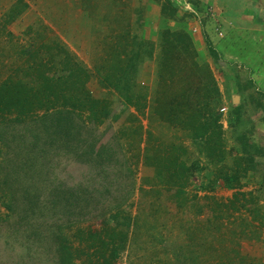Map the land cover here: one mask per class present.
Segmentation results:
<instances>
[{"label": "rangeland", "instance_id": "374dc122", "mask_svg": "<svg viewBox=\"0 0 264 264\" xmlns=\"http://www.w3.org/2000/svg\"><path fill=\"white\" fill-rule=\"evenodd\" d=\"M166 1L0 0V87L10 79L36 90L48 79L42 62L55 77L76 63L87 72L79 85L97 102L73 111L72 120L65 115L71 121L59 127L52 124L64 112L61 102L24 121L15 122V113L0 117V264H62L51 254L58 234L72 252L82 251L64 264H106L98 242L86 240L89 229L103 227L125 233L110 264H264V98L257 92L264 90V2L252 11L247 1L169 0L174 12L164 16ZM148 4L159 7L158 29H149ZM164 30L186 33L194 60L210 73L201 71L203 81L213 79L221 156L206 158L181 123L156 112L163 95L182 88L181 71L165 81L159 75ZM256 73L263 83L248 90ZM16 146H28L25 177L9 173ZM45 150L50 154L41 155ZM175 157L189 169L186 182L166 178L163 165ZM31 184L38 202L22 196L25 186L33 192ZM12 200L31 209L26 218Z\"/></svg>", "mask_w": 264, "mask_h": 264}, {"label": "trees", "instance_id": "16d2710c", "mask_svg": "<svg viewBox=\"0 0 264 264\" xmlns=\"http://www.w3.org/2000/svg\"><path fill=\"white\" fill-rule=\"evenodd\" d=\"M169 10L170 13L166 14V12ZM161 12L164 16L170 15L174 12V8L169 0H167L165 4L161 5ZM163 33V48L165 54L163 53L164 61L161 64L159 75L161 76L162 81H165L166 79H171L177 76L176 72L178 70L181 71L179 81L182 83V88L178 92H175L174 95L172 94V97L168 94L163 95L164 99L157 106L156 112L161 115L165 119V121L174 124L181 123L182 128L187 133L188 138L194 141V144L198 146L200 152H203L202 150H204V155L206 156V158H215L217 156H221L223 153V151L221 150L222 128L219 124V114H216L214 111V105L217 104L216 99H218V95L215 89V84L212 81L213 79L211 78L210 80H204L206 82L203 81L201 73L205 72V74L209 75V77L210 73L206 69H201L198 66L197 62L194 60L195 53L191 52L190 50L191 41L186 33H184L183 31L170 32L167 30H164ZM211 53H213V51H211ZM69 65V72L66 76L60 75L58 77H55L54 75L50 74L49 66L45 62H42L40 64V67L42 68L39 69H41V73H44V70L47 71L48 79H43L39 83V88L36 90H34L33 88H28L22 83L18 85L13 84L11 83L10 79L3 82L2 86L0 87V117L2 118L6 115L15 113V122L21 120L24 121L25 118L33 116L35 110L44 109V113H47L50 112L48 110L52 108L53 104L61 102L60 105L64 109L65 113L57 112V118L53 120L54 122H56H53L52 124L53 127H56L55 125L59 127L64 126L62 122L59 123L60 120L65 123H68V121L72 120L71 115H73V111L82 108H89L90 110H93V108L96 107L95 105H97V102L94 101V99L88 93H85L83 91V87H81L82 85H79L80 83H84V77H86L87 75L86 69L76 63L72 65L71 63H69ZM174 69L175 74L173 72ZM104 79L107 87L112 88L117 94L119 93V95H123V93L118 88V84H114L106 77ZM79 86L80 89H77V87ZM125 89H127V87H125ZM58 90L59 93H57ZM79 90L81 94L80 96L77 92ZM258 96L264 98V95ZM123 99L125 100V102L129 101L128 97L123 96ZM66 107H70L71 111H66ZM235 111L236 114H239L240 106L235 107ZM65 115L68 116L71 120L65 117ZM46 117L48 118L49 115L47 114ZM238 118L239 116L237 115L236 119ZM42 146L46 145L42 142ZM27 147L25 149L24 147L16 146V148L14 149L17 152L12 149L11 154L9 153V158H7V160H10L11 162V169L9 173L11 175H15L16 178L19 177V174H21L22 177L26 176V170L29 167ZM36 147L37 145H31L33 151L34 149H36ZM254 147V149H256V146ZM176 150L184 152V148L181 145L177 147ZM20 151L23 152V154L20 158H18L19 155L17 154H19ZM44 153L50 154V151H42L41 155ZM159 159H161L160 161H162L163 158L159 157ZM247 161L252 162V158L249 156ZM163 166L168 174H166V177L164 173L162 174L161 167H157V174L155 176L158 181L162 182L165 177L168 181L173 179L174 177H178V179L184 177V182H186V180L188 179L189 169L185 166L183 161L179 160L178 157L170 159V163L167 165L164 164ZM232 178L225 176L222 180L225 181V183L229 184V181H236V175ZM22 180L23 178H20L19 182H22ZM24 183L27 185L26 178H24ZM30 187L33 188V194L31 193V191H28V187L25 186L21 189V191L23 192L22 196L24 195V198L26 199H29V197L32 196L30 200L38 202V191L35 189L34 184H31ZM35 193H37V195ZM14 197L18 201H21V199H18L17 194L16 196L14 195ZM46 201L50 202V204L53 205L54 202H57V199L50 192V194H47L46 196ZM12 202L14 206L20 208L18 217L20 219H23V217L26 218L28 215V211L31 209L25 208V204L23 203V201L21 203H18L17 205L14 204L13 200ZM70 202L73 203V201ZM70 214L72 215L70 217H73V214ZM127 225H130L129 222L126 223V226ZM112 229L113 230H110V228L107 227H103L99 231L95 229H89L87 231L88 235L86 240L91 241L92 247H95V243L98 242L99 248H97L98 250L96 251H98L99 257H103V261L106 264H110L109 261L115 258L117 250L123 248L126 240L124 237L125 233L123 231H118L116 228ZM109 231L111 235H107ZM84 232L85 231L83 230H77V233L80 235H83ZM102 233L107 236V240L101 239ZM63 235L58 234L56 238H53L55 242H57L55 245L51 246V254H54L62 264H64L66 260L71 262L73 253H76V256L82 253V251L80 250L72 252L71 245L68 243L67 238ZM53 239H51V241H53ZM105 251H109V256L107 258L109 260L104 258L106 253Z\"/></svg>", "mask_w": 264, "mask_h": 264}, {"label": "crops", "instance_id": "0c3cea01", "mask_svg": "<svg viewBox=\"0 0 264 264\" xmlns=\"http://www.w3.org/2000/svg\"><path fill=\"white\" fill-rule=\"evenodd\" d=\"M202 1V0H201ZM204 2H207V4L208 3H211V2H214V1H221V0H203ZM222 1H225V0H222ZM234 1H247V2H250L251 3V7H249L252 11H255L254 9L255 8H259L260 6H259V4H257L256 2H264V0H234ZM264 4V3H263ZM263 6V8H264V5H262ZM143 6H139V9L140 10H137V12H142V10H143V8H142ZM147 7V8H146ZM145 9H148L147 10V15H148V21H149V23H150V21H151V23H153V25H151V27L152 28H149L150 30H154V27L156 28L157 27V29H158V26H159V19H160V10H159V7H155L153 4H148V5H146L145 6ZM146 11V10H145ZM151 15V16H150ZM156 20H155V19ZM146 20H147V17L145 18V20H144V22H146ZM153 20H155L156 22H154ZM150 23V24H151ZM142 24V23H141ZM143 26H144V24H143ZM145 28H148V27H145ZM257 70H255V72H256ZM257 74V73H256ZM260 79H262L263 80V78H261L260 76H258V74L255 76V77H252L251 79H248L247 81H249V87H247V89L248 88H250V87H252V88H254L256 85H257V82H260ZM261 83H263L262 81L260 82V84ZM259 84V83H258ZM243 89V90H242ZM249 90V89H248ZM230 91L231 92H233L232 91V89L230 88ZM240 91L241 92H245L244 91V88H241L240 89ZM235 92H236V90H235ZM234 92V93H235ZM257 92H259V93H261V95H264V90H261V88L259 89V90H257ZM244 94V93H243ZM243 96V95H242ZM240 97V96H239Z\"/></svg>", "mask_w": 264, "mask_h": 264}, {"label": "built area", "instance_id": "2783aa9c", "mask_svg": "<svg viewBox=\"0 0 264 264\" xmlns=\"http://www.w3.org/2000/svg\"><path fill=\"white\" fill-rule=\"evenodd\" d=\"M224 111V110H223Z\"/></svg>", "mask_w": 264, "mask_h": 264}]
</instances>
